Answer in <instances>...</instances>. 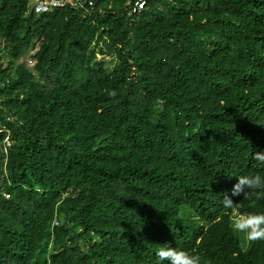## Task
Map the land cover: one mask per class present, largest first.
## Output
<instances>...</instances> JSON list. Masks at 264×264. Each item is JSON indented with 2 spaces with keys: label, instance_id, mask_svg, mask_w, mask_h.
<instances>
[{
  "label": "trees",
  "instance_id": "16d2710c",
  "mask_svg": "<svg viewBox=\"0 0 264 264\" xmlns=\"http://www.w3.org/2000/svg\"><path fill=\"white\" fill-rule=\"evenodd\" d=\"M93 1L0 0V264H257L231 223L264 198L221 199L264 176V0Z\"/></svg>",
  "mask_w": 264,
  "mask_h": 264
},
{
  "label": "clouds",
  "instance_id": "9594fccd",
  "mask_svg": "<svg viewBox=\"0 0 264 264\" xmlns=\"http://www.w3.org/2000/svg\"><path fill=\"white\" fill-rule=\"evenodd\" d=\"M252 159L258 165L264 166V150L255 151ZM241 195L243 197L255 195L256 199L264 198V176L259 173L237 176L236 182L223 194L222 206L231 209L236 204L232 197ZM231 226L235 232L243 234L250 243L264 241V213L237 214L233 217ZM156 256L160 261H167L168 264H201L202 260L198 254H190L188 251L171 247L167 243L158 248Z\"/></svg>",
  "mask_w": 264,
  "mask_h": 264
},
{
  "label": "built area",
  "instance_id": "2783aa9c",
  "mask_svg": "<svg viewBox=\"0 0 264 264\" xmlns=\"http://www.w3.org/2000/svg\"><path fill=\"white\" fill-rule=\"evenodd\" d=\"M131 1L128 2V5L130 6L127 12L128 16L140 13L145 8L146 0H131ZM29 3H30L31 12L38 14V15L40 14L48 15L57 9H63L66 7L82 10L86 16H91L95 14L96 10L100 14L105 13V10L101 8L96 9V6L93 0H29ZM3 87H4V84L0 82V93ZM9 120L10 118L7 117L6 121H9ZM2 130L7 133V136L5 137L3 141L4 149H6L7 147L10 146V141L8 138L9 133L5 129H2ZM5 196L8 197V195H5ZM53 225L54 226L58 225V221L56 219L53 221Z\"/></svg>",
  "mask_w": 264,
  "mask_h": 264
},
{
  "label": "rangeland",
  "instance_id": "374dc122",
  "mask_svg": "<svg viewBox=\"0 0 264 264\" xmlns=\"http://www.w3.org/2000/svg\"><path fill=\"white\" fill-rule=\"evenodd\" d=\"M32 53H33V50H28L26 52V54L24 56H22L20 59H19V62H22L23 64H25L26 66H31L33 64V60H32ZM57 226V225H55ZM240 240H241V244H242V247L243 249H250V250H254V254L256 255L255 256V262L257 264H264V241H255V242H249L246 240V238L244 237L243 234L240 233Z\"/></svg>",
  "mask_w": 264,
  "mask_h": 264
}]
</instances>
